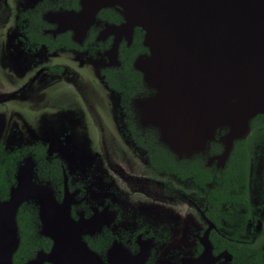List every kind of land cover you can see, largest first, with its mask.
I'll return each instance as SVG.
<instances>
[{
  "label": "flooded vegetation",
  "instance_id": "af4514ba",
  "mask_svg": "<svg viewBox=\"0 0 264 264\" xmlns=\"http://www.w3.org/2000/svg\"><path fill=\"white\" fill-rule=\"evenodd\" d=\"M80 2L0 0V199L30 158L104 261L112 249L142 264H264V115L227 157L226 130L203 151L172 153L138 114L153 92L133 66L147 53L143 31L121 29L114 7L68 28ZM26 204L45 243L23 264L51 247Z\"/></svg>",
  "mask_w": 264,
  "mask_h": 264
},
{
  "label": "water",
  "instance_id": "95a60500",
  "mask_svg": "<svg viewBox=\"0 0 264 264\" xmlns=\"http://www.w3.org/2000/svg\"><path fill=\"white\" fill-rule=\"evenodd\" d=\"M67 27L86 30L100 8L114 7L129 34L143 31L147 53L134 68L153 92L138 101L143 125L157 129L159 140L177 156L206 149L216 132L222 157L248 121L264 115V0H81ZM24 203L37 209L38 234L51 241L26 264H142L140 257L112 249L107 261L82 236L86 223L74 221L56 202L51 187L37 182L33 162L17 166L8 195L0 199V264H13L20 238L17 213ZM209 259L203 258V262ZM201 264V262H199Z\"/></svg>",
  "mask_w": 264,
  "mask_h": 264
},
{
  "label": "trees",
  "instance_id": "16d2710c",
  "mask_svg": "<svg viewBox=\"0 0 264 264\" xmlns=\"http://www.w3.org/2000/svg\"><path fill=\"white\" fill-rule=\"evenodd\" d=\"M10 180L12 181V178ZM6 182L0 185V197L2 198L7 190L8 184ZM17 224L20 242L17 251L13 255V264H23L26 258L31 256L45 241L38 237L35 211L26 203L22 204L18 210Z\"/></svg>",
  "mask_w": 264,
  "mask_h": 264
},
{
  "label": "bare ground",
  "instance_id": "6f19581e",
  "mask_svg": "<svg viewBox=\"0 0 264 264\" xmlns=\"http://www.w3.org/2000/svg\"><path fill=\"white\" fill-rule=\"evenodd\" d=\"M133 258V257H132ZM134 259V258H133Z\"/></svg>",
  "mask_w": 264,
  "mask_h": 264
}]
</instances>
